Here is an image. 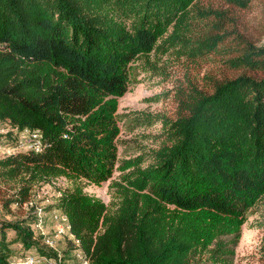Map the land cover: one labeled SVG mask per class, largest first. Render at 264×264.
<instances>
[{
	"label": "trees",
	"instance_id": "1",
	"mask_svg": "<svg viewBox=\"0 0 264 264\" xmlns=\"http://www.w3.org/2000/svg\"><path fill=\"white\" fill-rule=\"evenodd\" d=\"M196 1L0 0V120L42 137L40 150L0 158L5 208L28 200L37 181L111 176L132 61L156 47L194 63L220 56L221 72L180 89L150 161L120 160L115 206L80 183L58 198L85 264H227L222 236L237 235L246 211L264 202V46L230 15L251 0H219L224 8ZM10 182L19 187L7 195ZM5 228L53 260L33 264H62L19 221L0 225V264H11Z\"/></svg>",
	"mask_w": 264,
	"mask_h": 264
},
{
	"label": "rangeland",
	"instance_id": "2",
	"mask_svg": "<svg viewBox=\"0 0 264 264\" xmlns=\"http://www.w3.org/2000/svg\"><path fill=\"white\" fill-rule=\"evenodd\" d=\"M203 7L224 8L219 0H197ZM197 7V6H194ZM238 30L255 45L264 46V0H251L246 9L230 11ZM231 25H229V28ZM153 49L132 61L131 77L127 90L118 97L116 119L120 127L116 138L117 162L110 177L100 184L82 180H70L58 175L49 181H37L31 185L28 200L11 203L7 208L0 203V225L19 221L29 225L34 237L40 236L45 245V237L53 240L48 248L58 252L62 264H82L83 252L74 236L70 235V224L63 210L56 207L60 195L80 183L83 190L100 198L109 207L115 206V181L122 172L116 168L123 158L143 155V165L150 161V151L159 147L166 137V127L175 118L178 108V94L181 88L189 87L188 82L201 85L207 75L221 72L220 56L206 54L195 63L178 55L175 47L161 51ZM228 74H232L231 71ZM165 120H169L164 125ZM22 128L10 127L0 121V158L17 151L30 149L27 135L18 133ZM26 134V133H25ZM22 136V137H20ZM13 182L9 185L12 186ZM19 183H13L7 195L15 192ZM3 188V186H2ZM7 197V196H5ZM264 202L259 200L246 211V218L239 232L222 236L230 252L225 254L227 264H264ZM5 238L9 242V261L18 263L52 262L37 255L34 248L24 249L15 239L14 231L5 228Z\"/></svg>",
	"mask_w": 264,
	"mask_h": 264
},
{
	"label": "built area",
	"instance_id": "3",
	"mask_svg": "<svg viewBox=\"0 0 264 264\" xmlns=\"http://www.w3.org/2000/svg\"><path fill=\"white\" fill-rule=\"evenodd\" d=\"M0 121H2V120H0ZM14 128L18 129L17 127H14ZM18 133L22 134V136L27 135L29 142H30V145H29L30 149H33L36 151L40 150L42 137H41V132L38 129L23 127ZM22 136H20V137H22ZM70 235L73 236L71 233H70ZM75 240H76V243L78 245V240L77 239H75ZM44 242H45V245L52 246L53 240L50 239L49 237H45ZM85 263H86V259L84 257V261L82 264H85ZM29 264H33V263L30 262Z\"/></svg>",
	"mask_w": 264,
	"mask_h": 264
}]
</instances>
